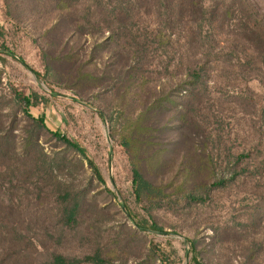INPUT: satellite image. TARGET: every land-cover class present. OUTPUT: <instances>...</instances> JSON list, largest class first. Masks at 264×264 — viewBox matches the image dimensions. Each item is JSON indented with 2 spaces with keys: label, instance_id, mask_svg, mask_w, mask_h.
Wrapping results in <instances>:
<instances>
[{
  "label": "rangeland",
  "instance_id": "1",
  "mask_svg": "<svg viewBox=\"0 0 264 264\" xmlns=\"http://www.w3.org/2000/svg\"><path fill=\"white\" fill-rule=\"evenodd\" d=\"M88 1L0 0V264L55 252L264 264V206L219 186L226 124L239 145V98L264 102V0H201L194 16L174 0L125 17ZM16 94L36 95L30 115L46 128ZM55 134L79 143L103 182ZM134 165L161 194L137 198ZM67 192L82 195L74 228L60 215ZM126 209L162 232L141 231Z\"/></svg>",
  "mask_w": 264,
  "mask_h": 264
},
{
  "label": "trees",
  "instance_id": "2",
  "mask_svg": "<svg viewBox=\"0 0 264 264\" xmlns=\"http://www.w3.org/2000/svg\"><path fill=\"white\" fill-rule=\"evenodd\" d=\"M69 1V0H68ZM64 0V3H68ZM174 0H109L107 2V11H112V15L116 12L125 17V11H140V6L154 5L156 10L171 11ZM89 4L95 5L96 9H100L103 0H90ZM181 11H189L191 16L198 12L206 11L205 5L200 0H177ZM106 6V5H105ZM106 8V7H105ZM82 11H91V6H88ZM218 11V10H216ZM89 13V12H88ZM201 30L194 32V35H200ZM39 76V74H38ZM193 76L200 78V73L194 72ZM256 96V94H254ZM36 95L21 96L16 94V99L24 106V113L38 127V129L46 128L45 117L38 118L30 115V107L34 106ZM240 106V117L238 119V147H234L231 138V131L228 130L229 124L223 129L220 143V180L219 186L223 190L237 189L239 195L253 196L259 205L264 206V102H261L258 97H241L238 102ZM62 142L76 150L82 158L88 163L94 177L102 181V175L98 168L94 165L92 159L87 154L86 150L77 142H74L61 134H55ZM130 142V140H129ZM135 166V165H134ZM133 184L135 186V194L138 199L151 200L162 191L156 188L148 181L142 172L136 166L133 169ZM82 196V195H81ZM79 195L73 196V193L67 192L62 197L60 206V215L64 226L74 228L78 225V218L81 210L82 197ZM191 200H199L198 197L189 195ZM126 213L134 220L136 226L141 231L162 232V229L154 223L147 220H136V216L126 209ZM17 233L21 231L18 227L12 229ZM38 250V248H37ZM36 253L42 255L41 252ZM43 256V255H42ZM194 264H203L197 258L194 259ZM47 264H111L101 253L86 256L84 259L77 257H68L60 253H52L47 258ZM169 264V263H166Z\"/></svg>",
  "mask_w": 264,
  "mask_h": 264
}]
</instances>
